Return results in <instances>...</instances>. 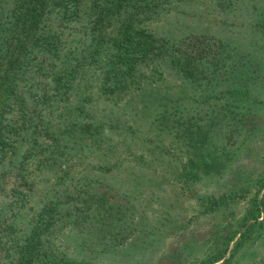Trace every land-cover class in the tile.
Instances as JSON below:
<instances>
[{"label":"trees","instance_id":"1","mask_svg":"<svg viewBox=\"0 0 264 264\" xmlns=\"http://www.w3.org/2000/svg\"><path fill=\"white\" fill-rule=\"evenodd\" d=\"M208 11L228 32L197 24ZM263 114L264 0H0V264H111L117 186L146 195L174 168L202 215H238L259 177L230 247L236 232L222 234L217 219L215 250L186 231L170 254L264 264V173L246 165L254 145L244 142H262ZM204 180L231 186L194 189ZM90 214L108 220L86 225ZM151 219L140 246L160 238L163 222ZM92 228L112 249L92 247Z\"/></svg>","mask_w":264,"mask_h":264},{"label":"rangeland","instance_id":"2","mask_svg":"<svg viewBox=\"0 0 264 264\" xmlns=\"http://www.w3.org/2000/svg\"><path fill=\"white\" fill-rule=\"evenodd\" d=\"M221 17L224 18L223 15L219 16L213 11H208V15H201L196 18L195 21L197 22V24H209L212 27L215 26L214 28L216 32H223L229 29V22H221ZM257 122L264 130V114L259 118V120H257ZM260 134L264 135V133L261 132ZM244 142L245 146L247 147H249L250 145H254V149H252L251 153H249L251 155H249V161L246 165L248 166V168L253 167L254 169L251 168L252 171L264 173V139L262 140V142L259 141L260 144L256 143L257 141L253 139H244ZM245 159H247V155L245 156ZM77 168L78 166H74L71 170L75 171ZM121 172H123V178L130 177L129 175L125 174V170ZM260 173L259 175L262 176ZM168 174H171V176H169L166 181H159L160 183H157L156 186L151 183L149 187L146 188V195L142 192H139L137 195L136 191L128 188L125 183H123L119 187L117 186V201H119V203H117V215H119L120 218L122 215V219L117 218V221L113 220L108 222L109 226L112 223H114V226H116L117 224V244L115 245V248L117 247V256H115V259L111 264H148L147 262H149V264H180L181 256L175 257L170 253L171 250H175V248L178 247L177 245L182 239L184 240V234H186V231H191V234L195 233L194 235L198 233V236L196 235L194 237L198 241L196 244L197 247H202V245L207 247V245H209V250L213 251L218 246V243L212 242L213 230L218 220H221V223L223 224V228L221 229L222 234L224 232H236L234 237L228 243L229 247L231 246L233 240L238 236L240 231L244 229L246 222L238 225V221L242 220V217L244 215H242V211L245 209L244 205L247 204L251 194L258 185V183L253 182L259 177L258 175H254L255 173L252 174L253 176H251V180L248 181V189L244 194V197L239 199V203L237 205L238 211L241 208L242 209L241 211L237 212L238 215L232 216L230 213L226 214L225 212H223L222 214L207 213L204 215L198 213V208H201V206H198L188 190L179 187V184L181 182L180 180H182V178L179 179L181 175L176 172V168H174L171 173H166L165 175ZM89 175L90 177H96L99 174L96 171L92 170L89 174L87 173V176ZM154 176V178H156V176L159 177V174L155 173ZM230 186L231 184L222 180H204L203 183L193 184L194 189H197L198 191H210L213 188H217V193H219V191L223 189L226 190ZM147 190L153 192L151 198L149 197V199L147 196ZM260 191L261 189L259 190V193ZM121 193L128 194L127 196H122ZM115 197L111 198L110 200L114 199ZM130 199L131 201L128 202V200ZM141 206L147 208V214L148 210H150V214H148V216L138 215L140 214L139 208ZM93 211L97 213V211ZM122 211L123 214H121ZM191 216L192 218L190 225L192 227L187 223L184 227L182 222L187 218L190 221ZM226 216L229 218L225 220L224 218ZM151 218L161 219L163 222V225L160 226V229H157L154 232L160 235V238L157 242L153 241L150 245L146 244L147 241L141 243V246H143V248H146L149 253L152 252L151 258H147L148 261H145L136 259L134 255L133 257H131L133 253L141 250V246L136 242V240L138 237L142 236L141 232L143 231L140 230V228H142L141 226H147L149 222H152ZM209 218L211 220V223H209ZM123 219L125 220L122 222ZM107 220L108 218H106L104 221L103 219L100 221L95 220V217L90 214L87 217L85 224L90 225L91 222L96 221L104 226L103 223H106ZM215 220L217 221L213 223V221ZM145 222L147 223V225H145ZM66 229L67 228L59 232V236L62 238V240L65 239L67 231ZM147 229L150 228L147 226ZM89 234L93 248L99 249V247H102L103 249H112V245L107 239V235L103 237L99 231L95 232L93 228L89 230ZM150 235L151 234H149V236ZM262 235H264V228L262 229ZM152 237L154 238V236ZM96 242H99L102 245H97ZM188 242L193 245L194 240L189 239ZM221 244L222 243L220 242L219 248ZM159 257L160 259H158Z\"/></svg>","mask_w":264,"mask_h":264}]
</instances>
